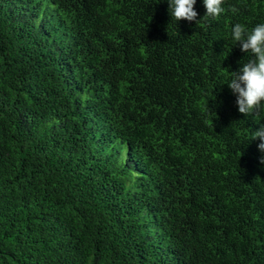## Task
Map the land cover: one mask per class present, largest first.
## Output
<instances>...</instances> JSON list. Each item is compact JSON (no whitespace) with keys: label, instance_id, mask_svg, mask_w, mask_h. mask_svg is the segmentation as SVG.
Returning <instances> with one entry per match:
<instances>
[{"label":"trees","instance_id":"obj_1","mask_svg":"<svg viewBox=\"0 0 264 264\" xmlns=\"http://www.w3.org/2000/svg\"><path fill=\"white\" fill-rule=\"evenodd\" d=\"M222 7L0 0V264H264V104L226 84L264 0Z\"/></svg>","mask_w":264,"mask_h":264},{"label":"clouds","instance_id":"obj_2","mask_svg":"<svg viewBox=\"0 0 264 264\" xmlns=\"http://www.w3.org/2000/svg\"><path fill=\"white\" fill-rule=\"evenodd\" d=\"M206 10L204 17L217 18L225 11L224 0H202ZM171 19L177 21H199L194 11L196 0H167ZM235 13L236 8H231ZM231 38L241 45V52L251 58L236 72H229L227 86L236 96L235 104L243 116L256 114L264 104V23L256 25L248 31L237 23L232 26ZM259 139L258 150L262 154L260 164L264 165V124L252 133V140Z\"/></svg>","mask_w":264,"mask_h":264}]
</instances>
